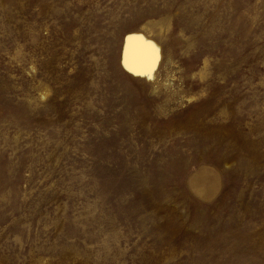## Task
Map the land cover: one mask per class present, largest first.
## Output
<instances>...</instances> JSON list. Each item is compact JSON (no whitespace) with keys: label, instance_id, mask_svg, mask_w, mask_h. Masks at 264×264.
Instances as JSON below:
<instances>
[{"label":"rangeland","instance_id":"374dc122","mask_svg":"<svg viewBox=\"0 0 264 264\" xmlns=\"http://www.w3.org/2000/svg\"><path fill=\"white\" fill-rule=\"evenodd\" d=\"M0 264H264V0H0Z\"/></svg>","mask_w":264,"mask_h":264},{"label":"bare ground","instance_id":"6f19581e","mask_svg":"<svg viewBox=\"0 0 264 264\" xmlns=\"http://www.w3.org/2000/svg\"><path fill=\"white\" fill-rule=\"evenodd\" d=\"M133 58H135V63ZM159 58V47L152 39L142 33H134L128 36L125 63L131 70L151 77L155 74Z\"/></svg>","mask_w":264,"mask_h":264},{"label":"snow or ice","instance_id":"6c2138e0","mask_svg":"<svg viewBox=\"0 0 264 264\" xmlns=\"http://www.w3.org/2000/svg\"><path fill=\"white\" fill-rule=\"evenodd\" d=\"M131 39V38H130ZM133 62L135 63V58H133Z\"/></svg>","mask_w":264,"mask_h":264}]
</instances>
